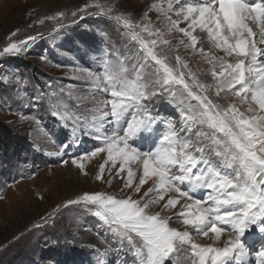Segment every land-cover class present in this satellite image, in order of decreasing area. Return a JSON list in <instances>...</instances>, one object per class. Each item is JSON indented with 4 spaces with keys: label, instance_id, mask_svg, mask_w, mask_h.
Returning a JSON list of instances; mask_svg holds the SVG:
<instances>
[{
    "label": "snow or ice",
    "instance_id": "1",
    "mask_svg": "<svg viewBox=\"0 0 264 264\" xmlns=\"http://www.w3.org/2000/svg\"><path fill=\"white\" fill-rule=\"evenodd\" d=\"M166 3V7L150 5L138 20L137 13L98 0L71 13L72 17L79 13L104 17L116 25L117 39L110 37L102 49L84 42V53L93 54L100 71L76 67L73 79L90 85V95L71 84L59 87L49 82V90L37 86L33 96L25 87L29 81L21 82L22 74L12 73L16 88L10 98L21 107L45 104L57 124L62 122L61 130H70L67 142L49 155L67 165L64 157L70 148L79 149L86 140H94L99 146L78 156L72 153L71 164L87 175L84 162L104 154L95 179H104L106 164L110 162L111 175L118 163L114 178L122 177L121 192L131 193L121 197L84 191L34 227H54L61 208L77 205L97 218L98 230L112 236L105 244L119 245L102 251L93 246L96 259L89 264H264V0ZM89 8L96 11L89 13ZM150 11L158 13L157 20L163 17V27L153 24ZM66 18L65 12H56L36 23L55 21L62 29ZM182 22L185 27L180 26ZM197 30L224 55L198 47ZM174 32L182 34L175 46L166 38ZM18 34L19 30L11 35ZM40 35L10 40L0 57L20 55ZM180 45L199 53L210 65L211 83L202 82L179 54L174 65L169 62ZM4 81L12 83L8 76L0 78V83ZM100 94L108 98H97ZM164 97L180 109L179 122L153 112L152 101ZM29 118L20 115L21 120ZM54 138L50 132L42 137ZM132 165L142 169L138 181ZM149 182L147 191L133 199L132 194L140 193ZM177 205L178 211L162 214ZM153 206H160V211H152ZM173 219L181 220L185 230L171 226ZM252 231L260 234L255 250L248 242L251 237L246 239ZM193 232L204 237L211 233L215 241L226 238L222 247L202 245ZM52 243L75 246L67 237ZM121 250L122 258L107 259L113 251L119 257Z\"/></svg>",
    "mask_w": 264,
    "mask_h": 264
},
{
    "label": "rangeland",
    "instance_id": "2",
    "mask_svg": "<svg viewBox=\"0 0 264 264\" xmlns=\"http://www.w3.org/2000/svg\"><path fill=\"white\" fill-rule=\"evenodd\" d=\"M96 2L97 0H0V50L10 40L20 41L27 36L41 34L33 43L27 45L20 55L0 57V78L8 76L12 82L0 83V127L12 137L7 138L3 134L0 138V264H50V262L89 264L96 259L93 246L101 251L106 246L119 248L115 241L112 244H105L106 240L112 241V236L98 230L97 218L77 205L69 206L67 209L61 208L54 227L51 225L40 229L34 227L57 206L64 205L68 199H73L84 191H107L121 197L131 193L128 189L121 192L124 182L122 177L114 178L118 163L113 167L111 175L107 171L110 162L106 164L104 179L100 181L95 179L100 165L104 163V154L84 162L87 175L81 174L71 164L72 153L78 156L82 152L91 151L94 146H99L94 140H86L79 149L70 148L69 155L64 157L69 163L61 165L59 157L49 154L58 152L61 143L67 142L70 130H61L62 122L57 124V120L49 114L50 110L45 104L21 107L14 98H10L13 97L16 88V77L12 75L14 72L22 74L21 82L24 79L29 81L25 87L33 96L37 86L49 90L46 88L49 82L59 87L71 84L78 92L90 95L87 91L90 85L73 79L76 67L100 71L99 62L94 60L93 54L84 53V42L102 49L110 37L117 39L116 25L104 17L85 13L72 17L71 13L84 5ZM98 2L115 5L121 11L135 12L137 20L152 4L167 6L166 0H98ZM181 3H184V0ZM95 11L89 8V13ZM56 12L66 13L67 18L62 21L64 24L62 29L56 27L55 21L45 20L44 24L36 23ZM148 16L155 26L163 27L161 24L163 17L160 16L157 20L156 11L148 12ZM173 18L176 17L173 15ZM29 25L32 27H28ZM180 26L186 25L182 22ZM17 30L19 34L13 38L11 34ZM197 33L196 35L201 37L198 47L216 56L224 55L222 50L211 47L206 34ZM166 38L175 46L182 38V34L174 32L167 34ZM78 47L80 51H77ZM176 54L188 62L189 68L202 82H212L208 72L210 65L199 53H193L191 49H185L180 45L169 56V62L173 65ZM137 67L141 72L144 71L139 65ZM100 96L108 98L107 94H100L97 98ZM87 106L91 107V104ZM151 107L154 113L158 110L161 116L180 121V109L168 97L153 100ZM21 113L30 118L21 120ZM45 132H50L55 138L45 141L42 139ZM11 140L15 143L12 144ZM132 167L136 171L135 179L138 181L142 169L137 165ZM124 175L126 176L127 172ZM150 186L151 182L144 185L140 193L132 194V198L139 199ZM178 210L179 205L177 209L166 210L162 214L171 215L173 211ZM152 211H160V206H153ZM171 226L181 231L185 230L179 219H173ZM192 234L199 244L223 246V241L213 240L211 233L208 237L196 235L195 232ZM57 237L62 240L65 237L72 239L75 246L70 247L63 243L54 245L52 241ZM249 237L251 239L248 242L255 250L260 243V234L256 231L246 233V239ZM123 255L122 250L119 257L116 256V251H113L107 259L116 261Z\"/></svg>",
    "mask_w": 264,
    "mask_h": 264
},
{
    "label": "trees",
    "instance_id": "3",
    "mask_svg": "<svg viewBox=\"0 0 264 264\" xmlns=\"http://www.w3.org/2000/svg\"><path fill=\"white\" fill-rule=\"evenodd\" d=\"M3 134H4L7 138H11V139H12V137H11L10 135L6 134V133L3 131V129L0 127V138L2 137ZM1 140H2V139H1ZM4 142H5V141H4ZM11 142H12V144L15 143V141H12V140H11Z\"/></svg>",
    "mask_w": 264,
    "mask_h": 264
},
{
    "label": "bare ground",
    "instance_id": "4",
    "mask_svg": "<svg viewBox=\"0 0 264 264\" xmlns=\"http://www.w3.org/2000/svg\"><path fill=\"white\" fill-rule=\"evenodd\" d=\"M181 1H183V0H181ZM197 32L200 33L199 30H197ZM198 33H197V34H198ZM195 34H196V33H195ZM211 47H212V46H211ZM215 50H216V49H215ZM211 51H212V50H211ZM215 54H216V53H215ZM217 54H218V53H217ZM225 238H226V237H222L221 240L223 241ZM222 241H221V242H222Z\"/></svg>",
    "mask_w": 264,
    "mask_h": 264
}]
</instances>
